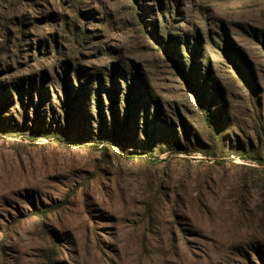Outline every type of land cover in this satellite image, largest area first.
Listing matches in <instances>:
<instances>
[{
    "label": "rangeland",
    "instance_id": "1",
    "mask_svg": "<svg viewBox=\"0 0 264 264\" xmlns=\"http://www.w3.org/2000/svg\"><path fill=\"white\" fill-rule=\"evenodd\" d=\"M0 264H264V0H0Z\"/></svg>",
    "mask_w": 264,
    "mask_h": 264
}]
</instances>
